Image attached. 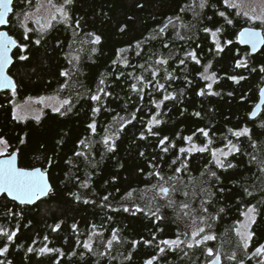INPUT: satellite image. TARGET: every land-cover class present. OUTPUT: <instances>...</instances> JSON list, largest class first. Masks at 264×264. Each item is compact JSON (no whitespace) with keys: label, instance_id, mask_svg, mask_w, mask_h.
I'll use <instances>...</instances> for the list:
<instances>
[{"label":"trees","instance_id":"obj_1","mask_svg":"<svg viewBox=\"0 0 264 264\" xmlns=\"http://www.w3.org/2000/svg\"><path fill=\"white\" fill-rule=\"evenodd\" d=\"M37 1L15 0L6 27L18 42L9 69L17 88L15 94L0 92V137L8 142L10 153L18 154L20 167L46 170L53 189L34 205L0 197V227L17 233L12 241L0 236V247L8 245L0 260L5 264H145L155 256L153 264H207L213 258L207 249L212 248L214 255L220 254L222 264H239L241 260L258 264L260 257L253 253L264 243V108L255 119L250 114L264 84L260 70L264 67V46L252 54L238 37L244 27L264 31V25L240 16L224 0H206L204 8L199 7L200 0H71L70 4L52 0L65 8L69 22L57 19L43 32L31 26L25 39L27 28L21 14L34 8ZM220 12L233 23L227 24ZM165 24L166 31L159 33ZM204 28L222 29L218 34L222 52L217 53L211 32H204ZM93 34L101 37L98 44L91 43ZM36 39H40L39 44ZM21 44L27 47L21 50ZM118 50L124 51L118 54ZM193 50L199 64L185 55ZM72 53L79 59H73ZM21 55L27 59L21 60ZM160 58L168 63L156 64ZM181 59L184 64L179 63ZM237 60L246 66L236 67ZM209 62L210 71L216 73L212 92L218 95L207 94L209 81L200 75ZM153 70H157L155 78ZM141 76L143 81L136 79ZM101 79L110 95L100 93L101 100L93 101L90 97L101 87ZM156 81L165 88L158 90ZM132 84L143 92L133 91ZM201 89L205 95L199 94ZM168 93L174 98L157 109L153 101H161ZM51 95L70 104L60 112L44 110L39 120L15 119V99ZM95 107L100 111L94 114ZM156 113L162 122L153 126L157 135H152L147 121ZM93 121L95 132L88 127ZM120 124H124L122 130ZM245 127L247 135L236 137L229 132ZM201 128L209 132L207 138L197 131ZM112 133H118V138L114 149L108 151L103 138ZM185 136H192V142L200 147L209 139L212 143L205 152L181 153L180 148L190 144ZM163 137H168L164 145L167 152L159 146ZM229 140L239 149L225 161L233 167H217L210 148L223 147ZM177 168L181 170L177 172ZM84 182L88 187H81ZM161 184L170 189L167 197L153 187ZM85 199L89 203H84ZM169 200L173 201L171 206ZM182 204L189 208L182 209ZM134 205L143 211H136ZM250 205H256L258 211L251 229L254 236L244 249L235 230L237 222L244 219L241 212ZM157 208L156 216L151 215ZM197 221L203 224V235L214 239L191 249L185 244L159 252L163 247L159 241L175 239L178 234L188 239ZM57 224L60 227L53 231ZM114 229L120 242L114 241L107 249ZM93 231L99 234L93 236V248L88 251L83 242ZM132 241L139 243L133 247ZM45 245L59 252L41 254L39 249ZM29 247L34 251L29 252ZM233 253L236 259L229 260Z\"/></svg>","mask_w":264,"mask_h":264},{"label":"snow or ice","instance_id":"obj_2","mask_svg":"<svg viewBox=\"0 0 264 264\" xmlns=\"http://www.w3.org/2000/svg\"><path fill=\"white\" fill-rule=\"evenodd\" d=\"M12 3V0H0V25H7L9 23L8 19L6 18L7 14L12 11V9H10L9 5ZM48 3L51 5L52 4V0H48ZM65 4H70L71 0H64ZM224 3L226 5H228L231 8H237L238 5L234 2V0H224ZM206 4V0H200V4L199 7L200 8H204ZM53 7H55L56 9V13H59L60 19L63 20V22L68 23L70 20V16L68 14V12L65 10V8L61 5V6H55L52 5ZM39 10V9H38ZM183 11V9H182ZM219 15L221 17H225L227 24L231 25L233 23L232 19H228L225 15V12H220ZM243 15L248 17L250 20H259L261 22L262 25H264V15H253V16H249L248 12H243ZM30 16L29 14L25 13L24 15V19H29ZM57 16L55 14H52L50 19L47 20L46 23L41 24L40 27V31L43 32L45 31L47 28H50L52 26V21L56 20ZM177 20H179V17H176ZM37 23H40V18L37 17L36 20ZM169 24L172 23V18H169L168 21ZM79 26V21H77V27ZM168 27V24H165L163 27H161L159 29V33H164L166 31ZM186 27V26H185ZM123 30V29H122ZM29 30L25 29V39H28L27 36V32ZM204 32L208 33L211 32L212 37L215 40V48L217 53L222 52L224 49L221 45L220 40L218 39V34L222 31L221 28H216L215 30L209 29V28H204L203 29ZM94 35V34H93ZM179 35V33L177 34ZM180 39H184L183 36L179 37ZM240 39L241 42L244 43H248L251 45L253 50H256L258 46L260 45H264V35H261V33L255 31L252 28H245L240 32ZM101 40V37L98 35H94V39L91 41L92 44H98ZM36 44L40 43V39H36L35 40ZM227 43H231V41H227ZM16 44V41L14 39H12L7 32L4 31H0V88L2 89H11L12 93L15 94V89H16V85L13 82L12 78L7 75L5 68L6 66L10 63V57L8 55L10 48ZM167 46V45H165ZM21 48V50L25 49L27 47L26 44H21L19 46ZM137 48L140 47L139 42H137L136 45ZM93 51H95V48L92 49ZM119 51H124V50H118V54ZM139 54V53H137ZM187 57H190L191 60L195 61L197 64L200 63V60L197 57V54L195 52V50L188 52L185 54ZM21 60H25L27 59L26 56L21 55L19 57ZM73 59L78 60L79 57L75 56L73 57ZM113 63L115 64L116 61H113ZM125 63H127V61H125ZM168 63L167 59L164 58H160L156 61V64L159 65H165ZM180 64H184L185 61L183 59H181L179 61ZM246 66V63L242 60H237L236 61V67H244ZM141 67H143V65H141ZM211 67V62H209L208 65L204 66V71L202 73H200L202 79H204L205 81H211L210 83L206 84V89L207 94L210 95H218V93H214L212 92V86L213 83H215L216 81V73L212 72L211 74H209V68ZM262 72H264V67H262L260 69ZM62 75L67 76L68 73L67 72H63L61 73ZM131 75V74H129ZM157 75V70H153L152 71V76L153 78H155ZM168 78H171L172 74L168 73ZM137 80L139 81H143V77H136ZM230 79L236 80L237 77H230ZM239 79H244V77H240ZM100 85L101 87L98 88L97 92L95 94L91 95V100L93 101H100L101 100V95L100 93H103L105 96L110 95V93H107L105 91V88L103 87L104 85V80L101 79L100 80ZM147 83H151V81H148ZM147 86V85H145ZM63 87V86H62ZM132 90L133 91H139V92H143V89H137V85L136 84H132L131 85ZM156 88L158 90L160 89H164L165 85L163 83H160L159 81H156ZM200 95H205V90L201 89L199 92ZM262 97H264V90H262L261 92ZM143 98V96H141V99ZM174 95L171 93L165 94L163 96V99L159 102L153 101V103L156 104L157 109L160 108L161 104H163V102L165 100H169V99H173ZM51 99V98H49ZM42 102V100H41ZM70 101L65 99L61 102L60 107H62L63 105H69ZM60 107H53V111L54 112H60ZM257 109L260 108V105L258 104ZM23 111L25 113H30L33 111V109L31 107H24ZM68 111H71V107L68 108ZM93 113H98L100 111L99 107H95L93 108ZM255 114V113H253ZM159 113H156L155 115H152L151 119H149L147 121V131L152 134V135H157L156 133L153 132V126L155 125H159L162 121L160 119H158ZM195 115L199 116L200 113H195ZM135 118V115L133 114V119ZM15 119L17 120H22L25 119V116L23 115H19V114H15ZM36 119L39 120V115L36 116ZM123 119V118H121ZM131 121H125V123H130ZM88 127L90 129H92L93 132H95V128H96V124L95 121H93V123L89 124ZM124 127V124H120V129L122 130ZM197 131H199L200 133L203 134L204 137H208L209 136V132L203 128L198 129ZM229 132L236 137H240L243 135H247L249 133V129L248 128H243L241 130L238 131H233L231 129H229ZM107 133V130H106ZM143 133H141V138H143ZM118 138V133H112V135H108L106 134L103 138V143L106 145L107 150L108 151H112L115 147L114 144V140ZM184 140L191 142L193 137L192 136H185L183 137ZM168 141V137H163L162 139L159 140V146H164L165 142ZM111 142V143H110ZM20 143L23 144L24 140L21 139ZM81 144L84 143V141L80 142ZM212 143V141L209 139L208 143L205 144L203 147H198L195 144H192L189 148H180V152L181 153H191V152H205L208 151L209 149V145ZM0 157H5V154L7 153V147H8V142L3 139V137H0ZM174 147V145H172ZM225 147L227 148V151H225L223 148H216V149H212L211 150V155H212V160L215 163V165L217 167L220 168H224L225 166L231 168L233 167L232 164H227L225 165L224 160H222L220 157H227L229 156L231 153L233 152H237L239 151L238 147L236 144L232 143L231 140H229L227 142V144L225 145ZM169 149L167 146L162 147V151L167 152ZM76 155H84V153L82 152H77ZM141 155H143V153H141ZM16 152H11V153H7L6 158H2L0 159V195H4L6 198H11L13 201H18L20 204H30L33 203L36 200H39L41 197L47 195L52 189L51 186L48 183V179H47V172L46 170H41L40 168H32L31 170L26 169V168H22V167H17L16 164ZM253 160L256 159V157H252ZM49 163H51V161H49ZM173 163H175V161H173ZM184 165H182L183 167ZM181 169L177 168L176 171L179 172ZM261 171H264V167L261 168ZM156 175L159 176V173H156ZM210 175L212 177H216V173L215 172H211ZM164 178L161 177V180H163ZM169 179H173L172 177H169ZM217 179H219L217 177ZM81 187H88V183L84 182L81 184ZM154 188H156L158 190L159 194H162L164 197H167L169 194V187H165L162 184L161 185H154ZM175 190V189H173ZM247 195H252L251 192H249L247 189H245ZM187 192L184 193L185 196H187ZM75 196V198L77 200H80L81 197L78 194H73ZM132 193H128V196H131ZM104 201L108 200V196L103 197ZM84 203H89V201L87 199L84 200ZM203 203V202H202ZM173 204V201L169 200L168 201V205L171 206ZM110 207V205H109ZM136 211H143L138 205H134ZM182 209H188L189 205L188 204H182L180 206ZM123 210L125 212L129 211V207L127 206H123ZM204 212H207V209L204 208L203 209ZM220 211L222 212L223 209H220ZM257 207L256 205H250L246 208V210L241 212V215L244 217L243 221H238L237 222V227H236V235L239 237L240 241L243 244L244 249H247L249 247V243L252 241V238L254 236V232L251 230L252 229V225L255 224L256 222V215H257ZM159 212V208L156 209V212H152L151 215L156 216V213ZM188 213L185 212V215H187ZM109 219H111V217H109ZM157 219H162V217L157 216ZM202 220L205 218H201ZM195 223V221H194ZM60 227L59 224H57L55 226V228H53V231H55L56 229H58ZM73 229L76 228V225L74 224ZM92 228L95 229L96 225H92ZM205 229L203 227H199V228H194L191 232V239H184L182 240L180 238V234H178L176 236L175 239H165L162 241H159V244L161 245H165L168 248L171 249H177L180 248L181 245H185L187 246V248L191 249L194 246H200L202 245L204 242L208 241V240H212L214 239V236L212 235H203L200 236L201 233H204ZM16 231H11L9 232L6 228L4 227H0V236H4L6 237V239L8 241H12L13 238L16 236ZM99 233H96L95 231H93V233L89 236L87 241L83 242V247L86 248L88 251H92L93 248V244H92V238L95 235H98ZM184 236L187 237L188 233L185 232ZM200 236L199 239H197V237ZM155 238V237H154ZM45 240L48 239L47 236L44 237ZM120 242V238L118 236V232L117 230H113L112 231V235L111 238L107 240V243L105 245V247L107 249H111L113 242ZM79 243V241H78ZM139 243V241H132V245L133 247H135L137 244ZM145 244H150L152 243L151 241H144ZM8 251V245L5 244L4 247H0V256L4 255L6 252ZM29 252L34 251L33 248L29 247L28 248ZM166 251L165 247H159V252L160 253H164ZM39 252L41 254L43 253H50V252H59V249H53V248H49L47 247V245H45L44 247H41L39 249ZM62 254V253H61ZM185 255H187V253H184ZM101 255H104L103 253ZM207 255L209 257H213L212 259H210L207 264H219L220 261V255L219 253H216L215 255L213 254V249L212 248H208L207 249ZM253 256H259L262 257V259H260L258 261V264H264V243L260 244L258 247L255 248V251L253 253ZM126 259H130V255L129 257H126ZM157 257H152L151 259H148L145 261V264H153V260H156ZM229 260H235L236 256L235 253H233L231 256L228 257ZM0 264H5V261L0 260ZM8 264H10V262H8ZM239 264H244V261L241 260L239 262Z\"/></svg>","mask_w":264,"mask_h":264},{"label":"rangeland","instance_id":"obj_3","mask_svg":"<svg viewBox=\"0 0 264 264\" xmlns=\"http://www.w3.org/2000/svg\"><path fill=\"white\" fill-rule=\"evenodd\" d=\"M234 2L238 5V7L235 8L237 13L244 18H248V17L244 16L243 12H248L249 16L264 15V0H234ZM52 5H55L57 7L60 6L56 3H54L53 1H52V4L50 5L48 3V0H38L34 8L29 9V10L25 11L23 14H21L22 25L27 29L32 26V27H35V28L40 30L41 24L46 23L47 20L50 19L52 14H55L57 16V19H60L59 13H56V9ZM25 13L29 14V16H30L29 19H24ZM37 17L40 18V23L36 22ZM54 21L55 20L52 21V24ZM251 21L260 22L259 20H251ZM72 54L74 57L76 56L75 53H72ZM211 73L212 72L209 69V74H211ZM210 82L211 81H209V83ZM213 85H214V83H213ZM212 88H213V86H212ZM212 91H213V89H212ZM49 98H51V99H49ZM41 100H42V102H41ZM63 100H65V99H62L56 95L42 96V97H29L23 101H18L17 99H15L14 114H19V115L25 116V119H22V120H26L29 118H35L36 119L37 115H39V118H40L43 115L44 110L53 109V107H60L61 102ZM66 106L67 105H63L62 107H60V111L62 109H64ZM24 107H31L33 109V111L30 113H25L23 111ZM192 144H195L196 146L200 147L197 143H194L191 141L187 148H189ZM0 147H3V146H0ZM218 148H223L225 151H227V148L225 146L218 147ZM212 149H216V148H210V151ZM8 151H9V145L7 147V153H8ZM220 158L222 160H224V163H225L228 156L226 158L221 156ZM199 227H203V224L201 221H197L196 224L191 227L190 232H192V230L194 228H199ZM200 236H203V233H201ZM200 236H198L197 239H199ZM180 238L182 240L186 239V238L181 237V236H180ZM187 238H188V240H190L191 235H190V237H187ZM163 247H167V246L163 245ZM260 259H262V257H260Z\"/></svg>","mask_w":264,"mask_h":264},{"label":"water","instance_id":"obj_4","mask_svg":"<svg viewBox=\"0 0 264 264\" xmlns=\"http://www.w3.org/2000/svg\"><path fill=\"white\" fill-rule=\"evenodd\" d=\"M14 1H15V0H12V3L9 5V7H10V9H12V11H10V12L7 14V16H6V18L8 19V21H9V17H10V15L13 13V10H14ZM8 24H9V23H8ZM8 24H7V25H0V31L7 32L8 35H9L12 39H14V40L16 41V39H15L12 35H10L9 32H8V30L6 29V27L8 26ZM245 28H252V29H254L255 31L261 33V35H264V31H263L261 28H257V27H244L243 29H245ZM243 29H242V30H243ZM242 30H241V31H242ZM241 31H240V32H241ZM238 41H239V43H240L241 45L248 47V48L250 49V52H251L252 54H256V53L259 52V51L263 48V46H264V45H260V46L257 47L256 50H253L250 44H248V43H244V42H241V39H240V33H239ZM17 47H18V42L16 41V44L13 45V46L10 48L9 53H8V55H9V57H10V63L6 66L5 71H6L7 75H9V76H10V74H9V69H10V67L14 64V61H15V60H14V57H13V52H14V50H15ZM10 77L12 78V76H10ZM12 80H13V82L15 83V81H14L13 78H12ZM15 85H16V83H15ZM16 88H17V85H16ZM5 90L12 91L11 89H2V88H0V92L5 91ZM15 90H16V89H15ZM262 90H264V84H263V86L261 87V89H260V91H259V100H258L257 104L255 105V107L253 108V110H252V112H251V114H250V118H251V119H255V118H257V117L261 114V112H262V110H263V107H264V97H262V95H261ZM258 104L260 105V108H259V109H257V107H256ZM253 113H255V114H253ZM6 156H7V155H5V157H0V159H2V158H6ZM16 157H17V159H16L17 167H20V165H19V158H18V154H17V153H16ZM22 168H23V167H22ZM36 168H40L41 170H43L41 167H36ZM26 169H28V168H26ZM29 170H31V169H29ZM47 179H48V183H49V185L51 186V189H53L52 183L50 182V178H49V174H48V172H47ZM51 193H52V190H51L47 195L41 197L39 200H36V201H34L33 203H30V204H23V205H34V204L38 203L39 201H41L42 199L48 197ZM1 196H2V195H0V197H1ZM9 199L12 200L11 198H9ZM12 201H13V200H12ZM15 202L19 203L18 201H15ZM19 204H20V203H19ZM219 255H220V254H219ZM219 264H222V262H221V256H220Z\"/></svg>","mask_w":264,"mask_h":264},{"label":"flooded vegetation","instance_id":"obj_5","mask_svg":"<svg viewBox=\"0 0 264 264\" xmlns=\"http://www.w3.org/2000/svg\"><path fill=\"white\" fill-rule=\"evenodd\" d=\"M264 108V107H263ZM8 153H10V151H8ZM7 155V154H6Z\"/></svg>","mask_w":264,"mask_h":264}]
</instances>
